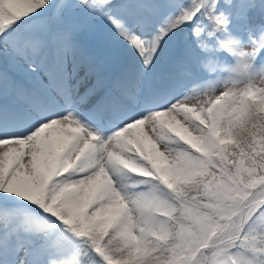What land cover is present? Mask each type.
I'll use <instances>...</instances> for the list:
<instances>
[{"label":"snow or ice","instance_id":"6c2138e0","mask_svg":"<svg viewBox=\"0 0 264 264\" xmlns=\"http://www.w3.org/2000/svg\"><path fill=\"white\" fill-rule=\"evenodd\" d=\"M258 85L264 0H0V264H264Z\"/></svg>","mask_w":264,"mask_h":264},{"label":"rangeland","instance_id":"374dc122","mask_svg":"<svg viewBox=\"0 0 264 264\" xmlns=\"http://www.w3.org/2000/svg\"><path fill=\"white\" fill-rule=\"evenodd\" d=\"M258 87H264V85H258ZM201 98H203V97H201ZM200 99V98H199ZM145 130L147 131L148 129H147V125L145 126ZM89 211H91V209L89 210Z\"/></svg>","mask_w":264,"mask_h":264},{"label":"clouds","instance_id":"9594fccd","mask_svg":"<svg viewBox=\"0 0 264 264\" xmlns=\"http://www.w3.org/2000/svg\"><path fill=\"white\" fill-rule=\"evenodd\" d=\"M200 99H203V98H200Z\"/></svg>","mask_w":264,"mask_h":264},{"label":"trees","instance_id":"16d2710c","mask_svg":"<svg viewBox=\"0 0 264 264\" xmlns=\"http://www.w3.org/2000/svg\"><path fill=\"white\" fill-rule=\"evenodd\" d=\"M106 239H107V237H106Z\"/></svg>","mask_w":264,"mask_h":264}]
</instances>
